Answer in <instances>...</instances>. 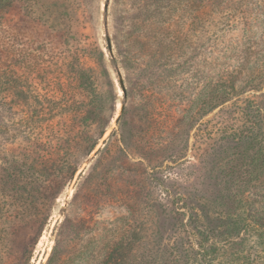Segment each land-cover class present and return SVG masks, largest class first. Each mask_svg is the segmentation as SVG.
<instances>
[{
  "label": "rangeland",
  "instance_id": "1",
  "mask_svg": "<svg viewBox=\"0 0 264 264\" xmlns=\"http://www.w3.org/2000/svg\"><path fill=\"white\" fill-rule=\"evenodd\" d=\"M24 1L69 29L71 53L0 83V264L97 255L118 236L135 264H205L191 247L204 235L222 239L208 264H264V0ZM238 214L263 236L234 256L223 221Z\"/></svg>",
  "mask_w": 264,
  "mask_h": 264
},
{
  "label": "trees",
  "instance_id": "2",
  "mask_svg": "<svg viewBox=\"0 0 264 264\" xmlns=\"http://www.w3.org/2000/svg\"><path fill=\"white\" fill-rule=\"evenodd\" d=\"M71 39L68 28L53 29L42 19L31 15L26 9L24 0H0V83L2 87L6 91L14 88L17 81L14 75L21 79L23 76L31 75L36 71L48 70V66L43 68L39 64V60L44 59V57L68 58L71 53ZM107 48H109L108 45ZM97 52H99V56H103L101 50ZM73 71V79L80 80L82 89L88 97L91 95V85L87 71L81 67L80 63L75 68L73 67ZM222 86L226 87V83ZM224 89L221 96L216 93L215 97L210 100V105H217V102L223 104L230 100L231 96ZM215 98L219 101H213ZM83 103L85 102L83 101ZM87 110L85 116L84 114L81 115V120L82 118L91 119L92 110ZM244 200L245 198H236L238 203H243ZM223 223L225 225L223 234L228 235V251L230 250L228 254L234 256L240 253V248H236V246L243 245L246 234L252 235L257 240L263 236L261 222L248 220L240 214L229 215V218ZM210 238V235H204L200 239L194 237V243H191V247L195 244L197 249L194 252L203 257L205 264H208V249L217 250L218 245L222 242V239L218 241L215 238ZM210 240L212 241L207 245L206 243ZM132 243V238L118 236L109 239L105 248L97 255L78 249L62 257L54 251L46 262L40 264H135L133 263L136 262V258L131 249ZM147 256L148 258L143 264H154L151 262L152 258H149V256H153L152 252ZM197 262H199L198 259L194 263L198 264Z\"/></svg>",
  "mask_w": 264,
  "mask_h": 264
},
{
  "label": "water",
  "instance_id": "3",
  "mask_svg": "<svg viewBox=\"0 0 264 264\" xmlns=\"http://www.w3.org/2000/svg\"><path fill=\"white\" fill-rule=\"evenodd\" d=\"M107 4H104V9H106ZM107 45L109 47V41L107 40ZM119 82H120V86L122 89V93L125 95V86L122 83V79L120 76H118ZM124 106L125 103L121 102L118 107H117V111L116 114L113 118V124H117L122 116L123 110H124ZM113 125L109 126L103 133V135L101 136V138L99 139V141L95 144V146L93 147L92 152L90 153V155L88 156V158H86L83 163L81 164L80 168H79V172L83 171L86 166L88 165V163L90 162V160L94 157V155H96V153L98 152V150L101 148V146L104 144V142L106 141V139L108 138V136L113 132ZM77 181V177H73L70 186L68 188L67 191V196L70 195L72 188L74 187L75 183Z\"/></svg>",
  "mask_w": 264,
  "mask_h": 264
}]
</instances>
